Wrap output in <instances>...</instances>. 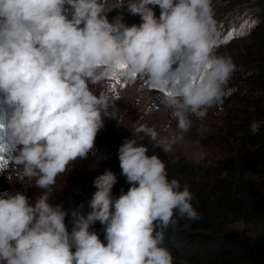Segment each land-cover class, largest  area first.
<instances>
[{
	"label": "clouds",
	"instance_id": "clouds-1",
	"mask_svg": "<svg viewBox=\"0 0 264 264\" xmlns=\"http://www.w3.org/2000/svg\"><path fill=\"white\" fill-rule=\"evenodd\" d=\"M149 5L159 6L158 18ZM127 7L142 23L109 22L108 0H0V93L12 109L8 140L22 146L13 158L22 167L19 180L34 178L41 189L34 205L20 192L0 198V264H174L165 232L177 216L199 218L188 186L181 190L178 180H169L165 163L134 138L118 152L127 192L114 199L117 177L105 170L93 181L91 212L76 219L71 234L66 212L49 202L57 177L94 151L112 101L90 86L115 77L119 64L161 87L187 53L173 94L164 97L181 133L190 130L191 116L206 118L232 94L226 86L236 66L215 55L213 0H127ZM259 129L250 124L253 134ZM141 132L172 151L174 141L157 140L146 125L137 127ZM97 221L105 225L106 245L89 231Z\"/></svg>",
	"mask_w": 264,
	"mask_h": 264
},
{
	"label": "rangeland",
	"instance_id": "rangeland-1",
	"mask_svg": "<svg viewBox=\"0 0 264 264\" xmlns=\"http://www.w3.org/2000/svg\"><path fill=\"white\" fill-rule=\"evenodd\" d=\"M122 2L124 0H108V6L112 7L107 12L109 22L120 18L127 26L142 23L139 15L129 12L127 0L120 7ZM149 7L153 8L158 18L161 12L159 6ZM213 17L219 33L215 55L230 57L236 66L226 86L233 91L224 98L222 107L210 108L206 118L201 120L191 116L189 131H178L177 121L164 103L167 96L164 89H174V82L183 74L187 53L176 60L172 71L166 74L168 86L155 89L147 77L136 75L133 78L129 70H118V74L106 83L90 86L96 95L105 92L110 96V116L103 117L104 126L97 133L94 151L86 158L73 162L67 173L57 177L56 184L49 192L50 204L54 207L59 205L66 212L65 225L69 234L75 227L76 219L81 215L86 217L91 212L90 201L97 190L93 181L105 170H111L117 177L112 189L114 199L131 187L121 174L118 152L124 141L132 138L148 148L149 156L157 155L166 167L187 172L180 186L181 190L188 186L193 194L192 203H197L198 198L213 199L221 193L224 199L232 198L229 194L231 183L240 182L237 178L239 171L233 167V162L264 137V0H213ZM68 18L71 19V11ZM241 32L246 34L241 35ZM229 33H233V38L224 43ZM253 107L254 111L251 110ZM11 113L12 109L0 93V198L20 192L34 205L41 189L35 186L34 178L31 181H27V178L19 180L22 167L17 166L13 158L22 146L14 147L9 143L7 123ZM253 121L260 124L256 134L250 130ZM140 125H146L158 133L157 140L174 141L172 151H164L157 146V141L151 140L143 132L137 134L136 129ZM202 127L207 129L203 135L199 132ZM242 179H247L254 186L261 182L260 176L246 173H243ZM225 207L222 212L219 211L221 217L208 227L192 228V223L198 224V219L181 217L182 222L177 227L173 226V230L176 229L182 237L186 233H201L212 237V242H216L218 235L229 231L246 238L264 231V217L248 220L238 208L235 209L233 203L228 202ZM89 231L97 233L101 241L107 244L105 225L97 221L90 225ZM164 246L167 247L166 239ZM72 251H75L74 244ZM179 253H171L174 264H203L186 256H178Z\"/></svg>",
	"mask_w": 264,
	"mask_h": 264
},
{
	"label": "trees",
	"instance_id": "trees-1",
	"mask_svg": "<svg viewBox=\"0 0 264 264\" xmlns=\"http://www.w3.org/2000/svg\"><path fill=\"white\" fill-rule=\"evenodd\" d=\"M233 167L239 171L237 178L240 182L231 183L229 194L232 198L224 199L222 193L213 199L198 198V202L192 205L199 214V222L192 223V228L208 227V224L221 217L220 212L228 202L233 203L235 209L238 208L248 220L264 217V137L253 143L251 149L245 150L233 162ZM166 168L169 180L176 179L181 183L186 178V171ZM243 173L260 176L261 182L254 186L247 179H242ZM180 218L175 217L174 227L180 225ZM173 229L171 226L165 232L167 248L173 255L180 252L178 256H186L203 264H264V231L250 238L237 236L236 232L229 231L218 235L216 242H212L210 236L186 233L182 237ZM183 251L185 253H181Z\"/></svg>",
	"mask_w": 264,
	"mask_h": 264
},
{
	"label": "snow or ice",
	"instance_id": "snow-or-ice-1",
	"mask_svg": "<svg viewBox=\"0 0 264 264\" xmlns=\"http://www.w3.org/2000/svg\"><path fill=\"white\" fill-rule=\"evenodd\" d=\"M234 31L235 30H233V33H234ZM233 33H229L225 38H224V43H228V42H230V40L233 38ZM244 34H246V33H244V32H241V35H244ZM118 68H119V70H121L122 72H124V71H127L128 70V67H127V65L126 64H123V63H121V64H119L118 65ZM133 78L136 76V74L134 73V72H130L129 73ZM174 83H176V81L174 82ZM166 86H168V84L166 83ZM155 89H159L157 86H153ZM164 92H165V94H167V95H171V94H173V90L170 88V87H166L165 89H164Z\"/></svg>",
	"mask_w": 264,
	"mask_h": 264
}]
</instances>
